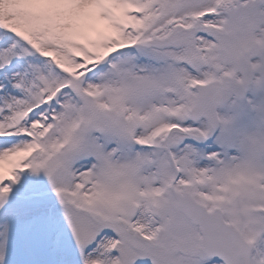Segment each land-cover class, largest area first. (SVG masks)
Wrapping results in <instances>:
<instances>
[{"label":"snow or ice","instance_id":"snow-or-ice-1","mask_svg":"<svg viewBox=\"0 0 264 264\" xmlns=\"http://www.w3.org/2000/svg\"><path fill=\"white\" fill-rule=\"evenodd\" d=\"M0 264H264V0H0Z\"/></svg>","mask_w":264,"mask_h":264}]
</instances>
